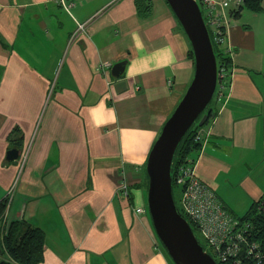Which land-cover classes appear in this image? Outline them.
<instances>
[{"label":"crops","instance_id":"crops-1","mask_svg":"<svg viewBox=\"0 0 264 264\" xmlns=\"http://www.w3.org/2000/svg\"><path fill=\"white\" fill-rule=\"evenodd\" d=\"M216 2L231 83L199 132L196 172L242 216L264 195V0L238 19L241 0ZM191 49L165 0L148 16L137 0H0V242L25 220L45 233L41 264H172L146 165L194 77ZM15 128L22 153L8 161Z\"/></svg>","mask_w":264,"mask_h":264},{"label":"water","instance_id":"water-1","mask_svg":"<svg viewBox=\"0 0 264 264\" xmlns=\"http://www.w3.org/2000/svg\"><path fill=\"white\" fill-rule=\"evenodd\" d=\"M180 22L190 42L194 77L184 97L165 123L154 143L146 165L147 206L156 235L174 264H218L199 243L189 222L178 211L173 197L172 164L184 136L195 124L215 95L217 59L202 9L197 0H165ZM126 62L116 63L111 74L119 78ZM125 86L121 82L116 88ZM208 119L199 121L200 127ZM21 149L12 148L6 159H19Z\"/></svg>","mask_w":264,"mask_h":264},{"label":"built area","instance_id":"built-area-1","mask_svg":"<svg viewBox=\"0 0 264 264\" xmlns=\"http://www.w3.org/2000/svg\"><path fill=\"white\" fill-rule=\"evenodd\" d=\"M199 5L206 24L213 31L215 43L222 46L226 41V33L220 23L216 0H199ZM101 68L104 72L110 70L111 65L104 63ZM224 78V70H218L216 91L220 90V94L226 86L225 81L222 82ZM109 85H112V82H109ZM197 140L202 142V137L198 135ZM196 165L197 159L189 160V163L179 170L176 184L181 189L182 211L196 227L204 241L206 252L218 264H264V246L255 240L253 225L241 220L225 207L213 188L199 178ZM121 193L128 197V187L125 183L121 186ZM135 211L138 214L144 213L142 207L136 208Z\"/></svg>","mask_w":264,"mask_h":264},{"label":"trees","instance_id":"trees-1","mask_svg":"<svg viewBox=\"0 0 264 264\" xmlns=\"http://www.w3.org/2000/svg\"><path fill=\"white\" fill-rule=\"evenodd\" d=\"M262 1L263 0H241L240 6L236 10L231 12V16L235 19H238L241 17V13L244 10L259 13L263 11ZM137 8L141 16H148L151 13L152 0H137ZM207 27L214 47L218 70L220 71L221 69H223L225 72V78L224 80H222V82L225 81L226 86L225 89L221 90V93L223 95L228 89L230 83L232 60L231 57L224 51L222 46L215 43L213 38V31L209 28L208 25ZM190 56L192 59H194L192 49ZM217 95H220V90L215 92L214 97ZM213 99L208 104L207 108L204 110L198 120L195 122V124L184 136L183 140L176 150L172 164V189L174 201L178 211L189 222L196 237L198 234L196 227L193 226V223L190 221V219L184 215L180 206L181 189L176 184V176L178 175L179 170L189 163V160L196 159V156L202 149V142L197 140V136L199 135L200 130L205 127L216 115V110L212 107ZM206 114L208 116V119L205 125L200 127L198 123ZM9 142L13 148H22V134L19 128H15L11 132V134L9 135ZM263 207L264 195L259 201L255 202L244 215L239 217L241 218V220L248 221L253 225V236L255 237V240L259 241L264 246V211H262ZM6 210L7 200L4 199L0 201V220L4 217ZM197 239L206 251L205 244H203L198 237ZM44 246L45 233L42 229L30 225L25 220L12 221L9 223L6 232L2 236V240L0 242V264H41L43 262ZM163 249L165 250L164 247ZM165 253L171 263L174 264L168 256L166 250Z\"/></svg>","mask_w":264,"mask_h":264},{"label":"rangeland","instance_id":"rangeland-1","mask_svg":"<svg viewBox=\"0 0 264 264\" xmlns=\"http://www.w3.org/2000/svg\"><path fill=\"white\" fill-rule=\"evenodd\" d=\"M197 2L199 3V0H197ZM209 28L211 29V27L209 26ZM149 212V210H148ZM197 237L199 238V240L204 244V241L203 239L201 238V236L199 234H197Z\"/></svg>","mask_w":264,"mask_h":264},{"label":"bare ground","instance_id":"bare-ground-1","mask_svg":"<svg viewBox=\"0 0 264 264\" xmlns=\"http://www.w3.org/2000/svg\"><path fill=\"white\" fill-rule=\"evenodd\" d=\"M193 226H194V224H193ZM195 231V230H194Z\"/></svg>","mask_w":264,"mask_h":264}]
</instances>
